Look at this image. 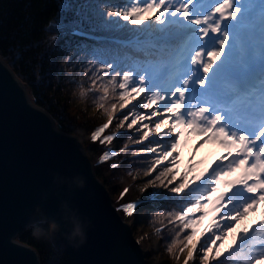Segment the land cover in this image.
I'll return each instance as SVG.
<instances>
[{
  "label": "snow or ice",
  "instance_id": "6c2138e0",
  "mask_svg": "<svg viewBox=\"0 0 264 264\" xmlns=\"http://www.w3.org/2000/svg\"><path fill=\"white\" fill-rule=\"evenodd\" d=\"M82 9L76 13L79 19L73 22L74 36L99 41L102 38L94 33L111 30L113 23L117 28L126 24L137 32L129 40L116 42L133 47L143 58L128 54L131 67L124 65L123 69L116 60L102 62L104 74H112L99 100H106L110 88L114 92L118 87L122 110L145 94L123 115L119 127L123 128L130 116L128 130L140 124L136 129L139 138H130L131 143L141 145L133 156L152 153L157 157L144 170L145 176L164 161L171 165L149 184L159 182L167 188L177 180L175 165L185 131L200 135L203 143H218L227 153L214 162L207 176L194 175L192 169L182 173L180 182L169 188L173 196L149 193L150 197L170 200L179 210L168 212V216L179 221L181 232L191 230L179 242L183 244L181 253L187 249L183 264L193 260L198 245L201 264H264V212L251 228L235 234L232 245L223 250L220 247L249 212L264 204V0H127L123 5H100L103 22H98L89 3L85 2ZM77 47L89 49L84 42ZM91 51L93 59H98L94 47ZM99 107L107 113L108 122L92 134L93 141L108 129L117 111L116 103L110 109L104 103ZM138 109L151 111L141 114ZM113 139L114 135H108L101 143ZM117 154L105 151L101 159ZM237 170L238 177L226 179ZM221 183L227 191H219ZM128 190L125 188L121 196ZM140 203L129 202L118 210L131 217ZM209 208L216 215L206 229L207 235L198 234ZM176 246L173 240L167 251L172 253Z\"/></svg>",
  "mask_w": 264,
  "mask_h": 264
},
{
  "label": "water",
  "instance_id": "95a60500",
  "mask_svg": "<svg viewBox=\"0 0 264 264\" xmlns=\"http://www.w3.org/2000/svg\"><path fill=\"white\" fill-rule=\"evenodd\" d=\"M21 84L0 56V264H40L38 251L17 236L36 218L38 205L51 217L62 200L90 221L79 248L69 246L60 234L53 239L69 264H148L83 142L58 129ZM78 177L85 187L69 195Z\"/></svg>",
  "mask_w": 264,
  "mask_h": 264
},
{
  "label": "trees",
  "instance_id": "16d2710c",
  "mask_svg": "<svg viewBox=\"0 0 264 264\" xmlns=\"http://www.w3.org/2000/svg\"><path fill=\"white\" fill-rule=\"evenodd\" d=\"M85 2L89 3L97 13L98 22H103L100 5H123L127 0H0V56L12 68L15 75L26 84L34 103L48 111L60 129L76 133L82 138L88 155L93 160L102 151L97 143H92V126L89 124L72 126L64 123L69 112V92L74 91L79 94L81 84H83L80 78L84 77L86 80H95L98 88L101 89V95H103V85L112 73L104 74L101 69L102 62L116 60L123 69L124 65L131 67V61L126 58L128 54L133 58H143V56L133 47H125L114 40L105 39L106 36H114L129 40L137 35V32L126 24L117 28L113 23L111 30L94 33L102 38L99 41H87L84 37L72 35L73 22L79 19L76 13L83 11L82 5ZM84 28L88 30V25L85 24ZM81 42L88 44L89 49L78 48L77 46ZM93 47L96 50L95 56L98 58L95 60L91 51ZM72 68L77 74L75 79L70 75ZM93 73H97V76H93ZM99 76L104 78L98 79ZM119 79L118 77L117 83ZM161 86L167 87V84ZM85 89L90 91L87 86ZM119 92L118 87L114 92L110 88L106 101L113 100L119 105ZM79 95L82 100L83 96ZM88 96L85 95V97ZM117 138L120 139V136L117 135ZM218 145V143H203L202 141L198 145L199 148H195L184 172L192 169L194 175L203 177L204 174H207V167L212 162L213 156L220 154L224 149ZM96 146L98 148L95 151ZM185 152L186 148L181 141L178 149L179 162L175 165L176 171L180 167L183 169V163L186 160ZM93 166L96 175L105 185L116 192L113 201L115 203L124 201L130 193L129 185L120 186L110 182L112 174H116L119 167H108L100 163H95ZM165 166L171 165L168 164V161H164L157 167L162 171ZM176 182L179 183L180 178H177ZM125 188L129 190L122 197L121 194ZM151 200L146 204V208L151 212H161L167 215L166 218L169 220L167 223L171 225V229L176 231L177 228L179 232V221L168 216V212H175L179 209L168 199L157 200L159 203L156 205H154V199ZM187 230L182 232L183 235L190 234L191 230ZM17 238L38 251L40 264H69L67 254L59 250L53 240L37 239L29 228L21 231Z\"/></svg>",
  "mask_w": 264,
  "mask_h": 264
},
{
  "label": "rangeland",
  "instance_id": "374dc122",
  "mask_svg": "<svg viewBox=\"0 0 264 264\" xmlns=\"http://www.w3.org/2000/svg\"><path fill=\"white\" fill-rule=\"evenodd\" d=\"M105 39L114 40V41L123 40V39H120L114 36H106ZM70 75H71V78L73 79L76 78L77 74L73 68L71 70ZM17 78L23 83L24 88L28 90L26 84L18 76ZM80 79L83 83L81 84V91L84 92L83 99L80 100L81 96L79 94H81V92L79 94L78 92H74V91H71V93L69 92V96H68L69 97L68 98V102H69L68 111L69 112L66 110L68 112V117L66 118L67 123L66 122L64 123L71 124L72 126H75V125L78 126L80 124L81 125L89 124L92 126V134H93L98 128L102 127L105 123L108 122L107 113L104 111V109L99 107V104L104 103L105 107L110 109L111 104L114 103V101L113 100L100 101L99 96H101V89L98 88L97 83L95 82V84H93L92 79L86 80L84 79V77H81ZM86 86L90 88L89 89L90 91H88V89H85ZM28 92H29L30 101L34 103L32 94L30 93L29 90ZM85 95H89V96L85 97ZM144 97H145V94L142 93L135 100H132L122 110L119 108V105H117V111L114 113L113 121L109 125L108 129H106L103 132V135L100 136L101 138L99 137L96 141L92 140L93 144L97 143L101 147L102 153H100L99 155H96V157L93 158V160L91 159V161L93 165L95 163H100L108 167H112V165H118L119 171H117L116 174H112V179L110 178L112 180V181L110 180L111 184L115 183V184H119L120 186L129 185L130 193L125 197L124 201H121L119 203H115L113 201V197L115 196L116 192H114L111 188L105 185L110 195V198L112 199V202L116 205L117 210L120 209L122 205L127 204L129 202L142 201V203H140L139 206L135 209L134 214L131 217L127 216L122 210H118V212L120 213L121 217H123L124 220L133 227L136 237L139 236L137 239L140 243L141 248L143 249L144 254L146 253L147 257L145 256V258H146L147 263L148 264H178L182 256V253L179 251V249L183 247V244L179 242L184 239L185 235H183V233L180 230L178 232L177 228H176V231L174 229H171V225L167 223L169 221L166 218L167 215L161 212L159 213L151 212V210L146 208V204L151 199H154L153 200L155 201L154 205L159 203L157 200L167 199L165 197H159V196L150 197L149 193H157V194L165 193L166 196L171 197L174 194H172L169 191V188L177 184V182L175 181L173 185H169L167 188H165L159 182H156V184L154 185L149 184L148 181L154 179V177L158 175L161 170H159V167H157L156 171H153L151 175L145 176L144 170L149 166L151 161L157 157L152 153H141L138 156H133V151H139L141 148V145H136V144L131 143L130 138L131 140H136L139 138L140 133L137 132L136 129L140 127V124L138 123V125L134 126L132 130H128L127 124L130 123V119H131V116H130V119L128 121H125L124 127L123 128L119 127L120 121L123 119V115L129 113V109L132 108L133 105H136L140 101H142ZM138 111H140L141 114H146L147 112H150L151 109L146 110V111L143 109H138ZM152 119L153 121H155L156 118L153 117ZM54 123L56 127L60 129L57 126V123L55 120H54ZM144 123H147V121H145ZM170 123L171 121H169V124ZM152 126H154V124L150 125V127ZM166 127L167 126H164L162 128L161 133H160L161 135H162L163 130L166 129ZM109 128H112V129H109ZM64 132L73 134L82 141V138H80L78 134L67 132V131H64ZM108 135H114V139L111 142L101 143V140H103V138ZM117 135L120 136V139L117 138ZM150 139H154V138H150ZM181 141L186 148V152H185L186 160H185V163H183V169L180 167V169L176 171L178 179L180 178V175L182 174V172L184 173L185 171L184 169L187 168L186 166L190 163V159L194 153L195 148H199L198 145L203 141V137H201L198 134L185 131V134L182 137H180V142ZM144 144L148 145L149 142L145 141ZM125 145H128V147L125 148ZM152 146H155V145H152ZM84 147H85L86 153L88 154V151L86 150L85 145ZM97 148L98 147L96 146L95 151L97 150ZM121 149H124V151H120ZM105 151H115L118 154L115 156H111L107 160H102L101 157ZM225 155H227L225 149H223V151L220 154L214 155L212 162L207 167V171H208L207 174H204L203 176H207L211 172L212 168L215 167L214 162L219 161V159ZM196 171L198 172L199 170H196ZM236 177H238L237 171L233 173L231 176L226 177V179H235ZM218 188H219V191H223V190L227 191L223 183H221L218 186ZM262 208L264 209V204L257 206V209L255 212H249L248 215L241 221V223L236 225V227L225 238L223 245L220 246L221 250L233 244V241L235 239V234L239 230L243 228L252 227V223L255 221V219H258L257 215L259 212H261ZM199 215L200 214L197 213V216ZM214 215L216 214L213 213L209 208V214L199 224L197 232L202 227H204L205 224L208 222V220L211 217H214ZM177 233H179V236H177ZM173 240L177 241V246L173 249L172 253H169L167 251V248L169 247V245L172 243ZM177 256L179 257V259H177ZM195 256L196 257H195L193 264H201V261H200L201 253L199 249L197 253L195 254ZM211 264H217V262L212 261Z\"/></svg>",
  "mask_w": 264,
  "mask_h": 264
},
{
  "label": "clouds",
  "instance_id": "9594fccd",
  "mask_svg": "<svg viewBox=\"0 0 264 264\" xmlns=\"http://www.w3.org/2000/svg\"><path fill=\"white\" fill-rule=\"evenodd\" d=\"M55 180V177L53 178ZM75 185L72 189H83L85 180L76 178L71 182ZM71 187V184L69 185ZM35 219L31 220L26 228L32 231L37 239L53 240L57 234H60L67 244L73 248H79L87 239L86 231L90 225V221L79 213V210L73 207L69 201L62 200L60 202L59 212L55 216H47L41 206L35 209ZM69 224L71 227L69 228ZM62 228L65 229L62 231Z\"/></svg>",
  "mask_w": 264,
  "mask_h": 264
},
{
  "label": "bare ground",
  "instance_id": "6f19581e",
  "mask_svg": "<svg viewBox=\"0 0 264 264\" xmlns=\"http://www.w3.org/2000/svg\"><path fill=\"white\" fill-rule=\"evenodd\" d=\"M3 59V58H2ZM3 61L6 63V61L3 59ZM9 66V65H8ZM11 69V68H10ZM12 70V69H11ZM12 72L14 73V71L12 70ZM15 74V73H14ZM22 86H23V84H21ZM26 90V92H27V95H28V97H29V92H28V90L27 89H25ZM264 212V209L262 208L261 209V212ZM261 212H259L258 213V215H257V218L258 219H255V221L252 223V226L256 223V220L258 221V220H260L262 217H261ZM256 216V215H255ZM253 218V217H252ZM213 217H211L209 220H208V222L205 224V226L204 227H202L200 230H198V234L200 233V232H205L206 233V229L207 228H209V226L212 224V222H213ZM251 221V220H250ZM206 235H207V233H206ZM139 237V236H138ZM137 237V238H138ZM18 239V238H17ZM143 239V238H142ZM201 239H203V237L201 238ZM139 242V241H138ZM143 242V241H142ZM145 243V242H144ZM140 244V243H139ZM232 245V244H231ZM149 249V248H148ZM198 249H199V245H198V247H197V250H196V252L194 253V258H193V260H191V261H189V264H193V262H194V260H195V254L197 253V251H198ZM143 250V249H142ZM144 253V252H143ZM186 253H187V249H185V251L182 253V256H181V259H180V261H179V263L178 264H183V262H184V260H185V258H186ZM145 256H146V253L144 254ZM147 257V256H146Z\"/></svg>",
  "mask_w": 264,
  "mask_h": 264
}]
</instances>
